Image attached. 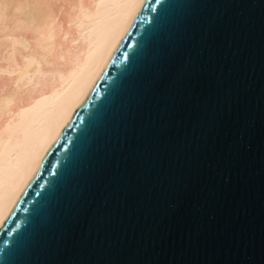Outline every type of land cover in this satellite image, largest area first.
<instances>
[{
    "label": "water",
    "instance_id": "95a60500",
    "mask_svg": "<svg viewBox=\"0 0 264 264\" xmlns=\"http://www.w3.org/2000/svg\"><path fill=\"white\" fill-rule=\"evenodd\" d=\"M0 264H264V0H142Z\"/></svg>",
    "mask_w": 264,
    "mask_h": 264
},
{
    "label": "bare ground",
    "instance_id": "6f19581e",
    "mask_svg": "<svg viewBox=\"0 0 264 264\" xmlns=\"http://www.w3.org/2000/svg\"><path fill=\"white\" fill-rule=\"evenodd\" d=\"M142 0H0V224Z\"/></svg>",
    "mask_w": 264,
    "mask_h": 264
}]
</instances>
